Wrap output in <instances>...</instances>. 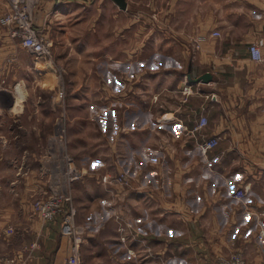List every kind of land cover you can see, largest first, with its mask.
<instances>
[{"label": "crops", "instance_id": "0c3cea01", "mask_svg": "<svg viewBox=\"0 0 264 264\" xmlns=\"http://www.w3.org/2000/svg\"><path fill=\"white\" fill-rule=\"evenodd\" d=\"M92 1L29 0L34 25L53 44L55 71L63 72L66 123L87 139L95 126L108 146L104 156L73 157L78 166L102 163L70 187L76 223L84 227L83 264H219L216 258L225 252L206 253L199 246L215 241L218 247L224 227L235 221L237 207L229 219L217 220L216 209L238 204L228 186L246 185L264 195V64L248 53L252 42L264 52V0H125L124 9L113 0L89 6ZM8 7L9 0H0V17ZM214 30L221 36H213ZM33 59L0 25V84L20 82L25 88L28 79L44 78L33 70ZM130 67L133 74L121 87L119 73ZM206 72L211 80L197 82L198 92L182 102L184 76L197 79ZM202 107L208 117L204 138L219 137L206 158L196 146L201 134L183 132ZM98 117L104 128L95 123ZM170 134L178 136L174 151L167 147L162 158L156 149ZM231 156L250 160L237 165ZM3 161L0 156V167ZM19 163L20 173L13 174L11 162L0 170V197L6 194L9 201L0 202V229L14 228L1 251L22 255L23 264H64L70 239L60 233L61 218L42 225L33 210L35 199L50 191L46 158L22 156ZM131 169L129 187L105 182ZM229 173L237 176L235 185L225 186ZM216 176L219 184L206 194ZM116 215L129 224L126 231H119ZM208 218L212 228L222 223L218 235L200 230Z\"/></svg>", "mask_w": 264, "mask_h": 264}, {"label": "rangeland", "instance_id": "374dc122", "mask_svg": "<svg viewBox=\"0 0 264 264\" xmlns=\"http://www.w3.org/2000/svg\"><path fill=\"white\" fill-rule=\"evenodd\" d=\"M81 1L83 2L84 0ZM94 1L96 0H93L89 6H92ZM94 10L97 11L96 9ZM1 18L2 16L0 17V25H2ZM56 70V75H54L52 74L53 71L47 68L46 74L43 75L42 73L43 76L46 75L44 78L37 77L28 79L25 85L26 89L21 84V86L18 87L19 92L16 93L12 89L15 83L4 81V83L0 84V156H3L4 159V164L0 167V170L5 169L7 166L6 164L9 166L11 162V168L15 169L13 174H15V172L20 173L23 171L24 167L19 163L22 156H44L47 165L46 178L48 179L49 185L54 181L58 182L59 178H63V172H60L58 168V166H62V156L69 155L72 158L84 156L82 158L86 160L87 157L85 156H104L105 148H108L107 145L100 143L102 139L100 140L94 125L87 139L85 138L86 136L81 134L79 128L77 129V127L71 123H66L67 113L64 112L63 103L61 101L58 102V99L55 98L57 86L53 87L55 84L64 87L63 83H61L63 72L59 67H57ZM56 80H58V83ZM64 98H66V96ZM55 103L58 104L54 106ZM31 110H34V112L30 113ZM80 115L81 117L85 116L84 113H79L78 118H81ZM95 123L98 124L99 128H104V120L101 117L96 118ZM90 142H92L91 145ZM7 158L10 159V162L6 163ZM216 158L217 157L214 156L211 159V165ZM228 158H232L231 160H234L233 162L237 163V165L240 164L241 161L243 162V160H250L249 156H231ZM89 166L96 168L102 167L101 159L90 163ZM224 167H226L223 169L225 172L231 170L230 164ZM129 171L133 174L132 169ZM230 174L231 173L226 177L225 186L226 184L235 185L233 181L237 176L233 175V177H230ZM14 179H16V177H14ZM211 179L213 181L212 186L208 185L209 187L205 189L206 194L209 195L214 192V187L219 184L220 180L219 177ZM162 186L163 191L167 192L166 185L163 184ZM261 189L264 191L263 185H261ZM193 195L195 196L194 200L199 199V192L197 190L193 191ZM220 195L221 194H219V196ZM1 196L0 202L2 204L9 202L7 201L6 194ZM39 199L41 198H37L35 201ZM245 199L248 208L242 207V203L238 202L239 205L226 203L224 205L225 208H228L226 210L225 208L221 210L216 209L217 220L223 222L224 218L228 217L227 219H229L230 210L237 207L234 218L235 221L230 227H224V229H226V234H220L221 241H219V243L216 242L219 244L218 247L215 246V241H204L202 244L200 243L202 246H199L202 250H206L207 252H205L208 253L211 250L217 251L220 249L225 252V254H228L234 249H239L244 252L247 260L251 264H255L254 260L257 256L261 258L260 260L263 259L264 238L259 239L256 237L259 229L256 220L263 218L261 214L264 212V195L262 191H248ZM252 211L255 212L258 217L249 214V212ZM209 222L208 218L205 222L208 225H206V227H200V230L205 234L214 235V233H216L215 235H218L221 232L220 225L222 223L219 222L220 224H217L218 228L216 227L215 229V227H210ZM247 226H249L248 229ZM176 228H182V226L176 225ZM217 229L219 230L217 231ZM249 238L251 241H248ZM192 250L193 252L197 251V247ZM200 254L203 253L200 252ZM45 260H47V258H45Z\"/></svg>", "mask_w": 264, "mask_h": 264}, {"label": "built area", "instance_id": "2783aa9c", "mask_svg": "<svg viewBox=\"0 0 264 264\" xmlns=\"http://www.w3.org/2000/svg\"><path fill=\"white\" fill-rule=\"evenodd\" d=\"M60 0H56L59 2ZM62 1V0H61ZM65 1H78V0H65ZM2 26H4L9 35L12 38L18 39L21 46L28 50L33 55V70L38 76L42 73H46V69L56 72L52 64V48L53 44L51 40H48L40 32V30L34 25V14L32 5L29 0H9V7L3 13L1 18ZM213 36L220 37L221 33L218 30L212 32ZM249 58L255 63L264 64V52L261 47L252 42L248 45ZM132 67L122 70L119 73L120 86L125 84V79L133 74ZM42 75V77H43ZM46 76V75H45ZM196 83H192L188 77L183 78L182 84L179 88V93L182 96V102H186L191 94L197 93ZM20 82H15L12 86L13 91L19 92ZM57 84V92H55V98L58 102L63 103L65 97V88ZM58 103H55L56 105ZM208 124V117L206 109L201 108L198 115V119L191 128L184 127V134L190 136H200L201 140L196 142V146L199 149L201 155L206 158L207 153L213 150L219 142V137L212 135L204 138L202 132L205 130ZM178 138L177 135H169V138L161 140V143L157 146V152L165 158V150L169 147L171 152L174 151L175 143L172 141ZM174 144V145H173ZM174 146V147H171ZM62 166H58L59 171L63 172V178H59L58 182H52L50 184L49 193L33 203V210L37 215L41 224L52 222L56 218H61L60 233L70 239L69 253L65 258L64 264H83L82 260V243L84 238V227L76 223L75 217L77 214V208L73 202L71 194V184L77 181H81L85 176L91 173V169L88 166H78L74 159L69 156H62ZM133 176L129 170H123L116 176L109 177L105 180L110 185H121L123 187H129ZM230 197L242 203V207L248 208L246 204V195L248 193V187L246 185L228 186ZM249 214L258 217L255 212H249ZM119 222V231H126L129 226L126 221L119 216H115ZM258 232L256 237L259 239L264 238V219H257ZM14 233L13 226L9 225L0 229V264H23L22 255L16 256L6 255L1 251V244L4 240H7ZM122 241H125V237H121ZM219 264H251L243 251L234 249L228 254L219 255L216 258ZM261 264H264V258Z\"/></svg>", "mask_w": 264, "mask_h": 264}, {"label": "water", "instance_id": "95a60500", "mask_svg": "<svg viewBox=\"0 0 264 264\" xmlns=\"http://www.w3.org/2000/svg\"><path fill=\"white\" fill-rule=\"evenodd\" d=\"M120 8L124 9L126 8V1L125 0H113ZM189 80L192 83L202 82V83H208L211 80V74L206 72L203 75H201L197 79H190Z\"/></svg>", "mask_w": 264, "mask_h": 264}]
</instances>
